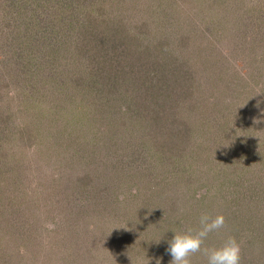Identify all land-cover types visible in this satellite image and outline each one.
I'll list each match as a JSON object with an SVG mask.
<instances>
[{
  "label": "rangeland",
  "instance_id": "rangeland-1",
  "mask_svg": "<svg viewBox=\"0 0 264 264\" xmlns=\"http://www.w3.org/2000/svg\"><path fill=\"white\" fill-rule=\"evenodd\" d=\"M28 1L37 35L20 64L15 56L0 64V165L8 170L0 174V264H169L167 241L198 228L202 213L225 217L206 244L234 236L240 264H264V0H150L143 9L116 0L125 42L121 49L111 35L110 54L76 46L74 34L65 41L47 17L53 6ZM13 9L0 0V24ZM144 20L149 39L126 40ZM188 31L183 44L173 37ZM68 59L85 75L78 84L77 75L53 78L70 72ZM214 64L226 72L208 74ZM185 86L193 95L178 100L177 115L188 128L163 152L156 91ZM192 264L205 257L194 254Z\"/></svg>",
  "mask_w": 264,
  "mask_h": 264
},
{
  "label": "trees",
  "instance_id": "trees-1",
  "mask_svg": "<svg viewBox=\"0 0 264 264\" xmlns=\"http://www.w3.org/2000/svg\"><path fill=\"white\" fill-rule=\"evenodd\" d=\"M2 1H3V8H7V7L13 8L14 7V9H13L14 14L12 13L10 15L11 19L9 21H6V22L0 24V64H1V68L5 69V66L7 64L5 63L4 59L10 60L9 58L12 57V59H13V57L15 56L18 59L19 64H20L22 62V60L26 57V51L23 48L24 45L25 46L27 45L30 47L32 45V43L30 42L31 38L34 35H37V34H33L34 25L36 24V21H35L36 12L34 9L36 4L30 3V1H28V0H2ZM115 1L116 0H45L43 2V0H42L41 5H47V3H49L50 7L53 6V11H50L52 16H50V12H49V13H47V17H50L53 20V27H54V25H57V24H59V26L60 25L62 26L61 28H63L64 33H65V34L63 33L64 38L67 37L65 39V41L67 39H70L72 42V35L74 34L73 39L75 41L73 43L76 46L78 44L79 45L85 44V45L89 46V50L91 48L96 49L95 51L100 49V51H102L103 53L110 54L111 52H109V51H111V50L109 49V47H111V45H110V43L107 42V39L109 40L111 35H115L116 39L122 40L121 43L119 41H117V42L120 44L121 49H123V42H125V41L122 39V37L124 36L123 30H125V28L124 27L121 28L119 25H124L122 23L127 22L126 20H124L123 18H121L119 16L116 19H115V17H113V15L117 13V10L114 8L115 7ZM143 1L148 2L150 0H138V1L136 0L138 6L141 9H143L142 7L144 6ZM154 1H156V0H152V2H154ZM18 2H19V9H18ZM30 4L32 5V8L30 10L31 12H29V5ZM148 4L150 5V3H148ZM156 8L157 7H153V6L146 7L143 11L146 12L147 14H149V13L153 12L154 9H156ZM15 9H17V10H15ZM19 10L24 11V13H26V14H30V15H28L30 17L26 16L22 20L19 19L17 16ZM31 13H33V14H31ZM156 13H158V12L156 11ZM0 19H1V16H0ZM72 27L76 28L75 32L73 31ZM117 27L120 28V30H121L119 33L116 30ZM61 28H59V29H61ZM135 28H137V29L139 28V30H136V32H132L133 37H127L126 40L133 39V38H136L139 40L140 39L141 40H148L149 36L154 33L151 29H149L148 20L142 21L139 26L135 25ZM178 30L175 28L174 33L179 32ZM110 31H113V32L110 33ZM201 32L202 31H200V33ZM164 36L162 34H161V36H159L157 45L161 44ZM189 36H191V33L188 31V35L185 34V32H184L183 34L180 33V35H175L173 37L176 38V40L178 39L180 44H183L186 40L188 41V39L190 38ZM211 43H212V40H211ZM5 45L9 47L8 48L9 50L5 47ZM15 45L18 46L17 47L18 49L17 48L15 49ZM93 45H94V47H93ZM114 45H115V43L113 44V46ZM60 46H61V41H59V40L53 41V51L55 53V56L57 54L55 49L60 48ZM55 47H57V48H55ZM10 51L13 53H11ZM100 51H97V52L100 54ZM158 54H159L158 56H160L163 59V62L166 65H169V66L171 65L172 58L168 52L161 50V51H159ZM7 57H8V59H7ZM27 57H28V59L31 57V52L28 53ZM148 59L149 58H147L146 61H148ZM54 61L55 60L53 58V62ZM72 62H73L72 60L68 59L67 63H65V66L69 69L70 72H65L66 74L59 73L58 77L54 76L53 78L56 80L59 79L62 83V80H61L62 76H66L68 79H72V81H73L74 76L77 75L78 80L76 82L78 84V82H80V78H83L85 75L81 76L80 73L71 71L70 65ZM177 65H178V69L180 70L181 64L179 63ZM213 67L214 68H212L211 71L208 72V74L213 73V75L216 76L220 73L222 76L223 72H226V67H223V65H221V64H214ZM119 71H121V69L117 68V71L115 73H118ZM100 76L102 78L106 77L105 74H103V73H101ZM192 77L193 76L188 73V76L186 77V79L188 80L189 85L191 84ZM88 78L90 80L89 82H91L92 79L93 80L95 79L92 75H89ZM96 78H97V81H99L100 77L96 76ZM113 79H114L113 85H118V84H115V83H117L118 79L116 77H114ZM179 80H181L183 82V80L178 77L177 82ZM197 80L199 81V83H203L200 78ZM183 83H185V81ZM142 84H143V82L140 80V86H138V89L141 88ZM160 84L161 85H159V84H157V85L160 87L162 85L164 86V83H160ZM107 85H108L107 82L103 83L104 87H106ZM142 87H144V86H142ZM216 87H217V89H219L218 86L213 85V89H215ZM95 88H98V86L95 85ZM187 88H188V86L182 87V90H179V91L174 88L175 91H170V92H167V90L163 91L162 88L161 89L158 88L159 92L156 91L158 93V95L156 96V99L158 100V104H157L156 108L159 109V113H158L159 114V116H158V119H159L158 122L159 123L157 122L156 126H154L153 128H156V131H159V135L162 136L161 139L159 137L158 140H155V142H157V143H155V145H156V147H160L163 152L167 151V147H168L167 145H169V143H171L170 142L171 139L173 140L175 138L173 146H176L177 142H179V140L184 138L182 136L183 133H185L187 131V128H188V127H186L187 120H184L183 118H180V116L177 115L178 113L182 112L181 110L183 108V107L181 108V106H183L182 101L180 103L178 100H180L181 98H183L185 96H189V98H191V96L193 95L192 92H190V94H188L189 91H187ZM92 89H94V87H90V90H92ZM217 89H216V91H217ZM142 90L143 89H140V91H142ZM215 94L209 95V96L207 95V100H212L214 98V95H215L216 99L218 96H220V93H215ZM177 102H179V103L177 104ZM17 110L18 109L15 108V111H17ZM16 113L17 112L14 113V116ZM257 114H258V112H257ZM168 115H169V117L167 118L166 116H168ZM184 115H186V114H184ZM258 118H261V117H258ZM254 119H255V121H254V123H255L256 118H254ZM18 130H22V129H18ZM1 138L7 140L5 135H2V136L0 135V139ZM2 144H4V142H1V140H0V145H2ZM3 152H4V150H2L0 147V162H3L2 161ZM1 169L2 168L0 165V174H2V175L8 171L7 168H5V171L3 169L2 170ZM0 177H1V175H0ZM2 182L3 181L0 178V185ZM0 212H2V211L0 210ZM0 216H1V213H0ZM256 251H258V250H256ZM253 261H255V259H253Z\"/></svg>",
  "mask_w": 264,
  "mask_h": 264
},
{
  "label": "clouds",
  "instance_id": "clouds-1",
  "mask_svg": "<svg viewBox=\"0 0 264 264\" xmlns=\"http://www.w3.org/2000/svg\"><path fill=\"white\" fill-rule=\"evenodd\" d=\"M224 226L222 214L202 213L198 228L174 231L165 249L171 256L169 264H192V257L197 253L205 257L206 264H240V244L234 236L225 235L218 244H206L209 235L220 232Z\"/></svg>",
  "mask_w": 264,
  "mask_h": 264
}]
</instances>
